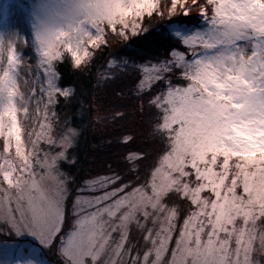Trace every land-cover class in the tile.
<instances>
[{"label":"snow or ice","instance_id":"obj_1","mask_svg":"<svg viewBox=\"0 0 264 264\" xmlns=\"http://www.w3.org/2000/svg\"><path fill=\"white\" fill-rule=\"evenodd\" d=\"M0 264H264V0H0Z\"/></svg>","mask_w":264,"mask_h":264},{"label":"trees","instance_id":"obj_2","mask_svg":"<svg viewBox=\"0 0 264 264\" xmlns=\"http://www.w3.org/2000/svg\"><path fill=\"white\" fill-rule=\"evenodd\" d=\"M190 2H191V0H189V3ZM193 11L195 12L197 10L193 9ZM153 27H155V26L153 25ZM132 39L138 40L141 44H148V43H151L152 41L155 40V36H149L147 38V40L143 39L142 37H133ZM110 44H111V48L109 49V52L113 55H115V54L123 55L125 51H131V49H125L124 48V42L122 40H120L119 38L115 39V40H110ZM136 46H138V45H136ZM136 46H134V47H136ZM103 63H104V60L101 59L100 64H103ZM64 72H65L66 78L68 80L79 84L85 91H87V89L95 83L94 75L89 76V77H85V76H82L78 73H74L70 68H67V67L64 69ZM98 95L103 97L104 99L109 98L108 97V91L104 90V89H102L98 93ZM135 127H136L137 133L143 134L144 132H146L147 125H146V123H141V124L136 125ZM96 136H97V139L94 141V143H97V144L101 143L102 138H103V133H97ZM99 151L100 152H107V149L101 148V149H99Z\"/></svg>","mask_w":264,"mask_h":264},{"label":"rangeland","instance_id":"obj_3","mask_svg":"<svg viewBox=\"0 0 264 264\" xmlns=\"http://www.w3.org/2000/svg\"><path fill=\"white\" fill-rule=\"evenodd\" d=\"M28 60H29V57H28V56H26V57H25V62L27 63V62H28Z\"/></svg>","mask_w":264,"mask_h":264}]
</instances>
